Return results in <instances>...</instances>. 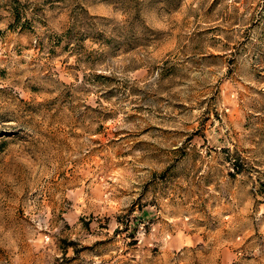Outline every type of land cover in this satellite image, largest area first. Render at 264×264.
<instances>
[{
    "label": "rangeland",
    "instance_id": "374dc122",
    "mask_svg": "<svg viewBox=\"0 0 264 264\" xmlns=\"http://www.w3.org/2000/svg\"><path fill=\"white\" fill-rule=\"evenodd\" d=\"M0 264H264V0H0Z\"/></svg>",
    "mask_w": 264,
    "mask_h": 264
}]
</instances>
